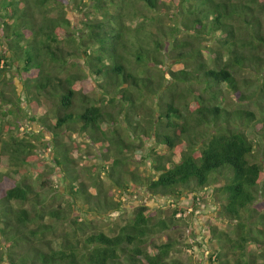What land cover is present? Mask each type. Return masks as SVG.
<instances>
[{
	"label": "trees",
	"instance_id": "obj_1",
	"mask_svg": "<svg viewBox=\"0 0 264 264\" xmlns=\"http://www.w3.org/2000/svg\"><path fill=\"white\" fill-rule=\"evenodd\" d=\"M0 48V264H184L175 241H152L181 222L176 211L139 206L99 226L123 205L100 175L152 197L212 188L236 222L234 237L210 229L214 262L256 264L246 251H264V0H0ZM65 131L87 136L99 173L76 171ZM33 140L53 147L47 158ZM55 172L57 186L44 178Z\"/></svg>",
	"mask_w": 264,
	"mask_h": 264
},
{
	"label": "rangeland",
	"instance_id": "obj_2",
	"mask_svg": "<svg viewBox=\"0 0 264 264\" xmlns=\"http://www.w3.org/2000/svg\"><path fill=\"white\" fill-rule=\"evenodd\" d=\"M68 10L70 12L68 18L72 22L73 32L76 31L77 34H81L79 31V29H81L79 24V14L72 9ZM138 21L139 20L136 21V24H138ZM1 49L2 48H0V51H2ZM167 62L169 66L172 64L175 70L182 67L180 64H175L173 61L167 60ZM12 84L15 85L19 92L21 88L17 79H14ZM226 101L227 104L232 107L237 106V101L230 94L226 95ZM39 131V126L36 124L25 122H22L21 124L22 133L36 135ZM64 134L67 137H71V140H74L77 144V148L70 153L71 158L76 161V171L79 174H82L83 177L86 176V170L91 168L99 173L98 169L102 166L101 157L99 153L93 150L87 136L69 131H65ZM43 139L44 140L41 142L47 143L50 139V135L45 132ZM32 142L38 149L41 148L40 150L42 152L40 150H35L41 154L40 158H47L48 152L50 153L51 149H53L52 147L50 151H43L40 146L41 143L39 144L40 141L33 140ZM144 155L145 153L141 151H136L133 154V157L130 160L133 163V167H136L141 163V158ZM50 161L51 159L49 157V162ZM148 167V164H146V167L144 165H139L140 171L144 172L146 176L150 174V169ZM32 170H34L35 173L47 171L42 167L35 165ZM44 178L54 182L55 186L62 183L57 172H55L54 175L46 173ZM100 178L105 190H108L112 199L116 202L120 201L123 203L121 213H113L111 219H106L102 223L101 221L99 222V224L101 223L99 226L104 230H108L106 226L109 225L114 218L119 217L115 222L121 223L120 217H129L133 210L139 206L148 207L149 213L155 217H161L163 219L170 217L172 213L176 211V218H179L181 222L161 236L153 237L152 241L156 244L164 243L166 241H175L177 243V249L172 253V257L180 260L184 264H216L213 256L218 253L219 243L211 240V228H216L217 230L228 233L234 237L233 229L236 222L228 221L221 215L217 203L212 198V188L195 190L191 193L189 191H183L180 199L164 196L152 197L143 186H137L135 189L127 193H121L116 191L114 187H111L108 180H106L103 175H100ZM61 192H63V189H61ZM90 192L95 193V189L90 187ZM193 196L197 197L198 200L193 201ZM255 207L259 210L258 212L264 214L263 197H261L255 204ZM78 214L80 213H73L72 218L78 216ZM149 250H151V248ZM246 253L247 255H250L249 258L251 257L256 264H264L263 249L260 250L257 246L251 245L249 248L247 247ZM262 253L263 255H261Z\"/></svg>",
	"mask_w": 264,
	"mask_h": 264
}]
</instances>
